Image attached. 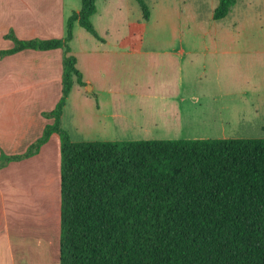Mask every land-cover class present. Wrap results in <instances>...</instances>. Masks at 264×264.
<instances>
[{"label":"rangeland","instance_id":"374dc122","mask_svg":"<svg viewBox=\"0 0 264 264\" xmlns=\"http://www.w3.org/2000/svg\"><path fill=\"white\" fill-rule=\"evenodd\" d=\"M144 1L149 19L144 18L138 0H96L92 21L99 40L114 45L125 35L129 44L159 49L182 45L194 53L193 62L189 59L183 66L181 83L175 75L169 82L174 94L182 91L185 100L156 101L150 110L146 102L141 107L136 95L121 92L112 96L110 106L120 114L105 120L101 114L110 111L104 105L105 94L97 98L85 82H75L61 119L72 140L264 137V0H237L220 20L213 18L219 0ZM80 5V0H60L59 4L54 0L49 6L50 35L41 38H64L68 17ZM13 21L10 16L0 20V50L14 46L7 38ZM96 44V37L75 25L70 54L86 75L93 72L90 57L82 51ZM47 52L60 57L51 63V78L44 80L50 84L43 86L15 82L12 76L33 70L9 55L0 58V152H26L29 140L38 138L45 122H52L43 112L52 111L62 96L66 53L63 49ZM159 79L169 81L161 75ZM131 81L130 77L125 80L121 90H133ZM94 82L101 85L96 78ZM42 90L34 104L37 117L29 119L33 121L29 126L21 124L18 109L26 106L27 97ZM9 144L12 148L3 147ZM60 218L61 144L56 133L33 156L0 160V264H60Z\"/></svg>","mask_w":264,"mask_h":264},{"label":"trees","instance_id":"16d2710c","mask_svg":"<svg viewBox=\"0 0 264 264\" xmlns=\"http://www.w3.org/2000/svg\"><path fill=\"white\" fill-rule=\"evenodd\" d=\"M145 19L150 10L138 0ZM237 0H219L225 18ZM64 38L20 39L0 50L63 49L62 96L52 119L22 154H37L54 133L61 144L60 264H264V137L74 141L62 115L75 82L71 53L79 23L99 38L96 0H80ZM101 39V38H100Z\"/></svg>","mask_w":264,"mask_h":264},{"label":"crops","instance_id":"0c3cea01","mask_svg":"<svg viewBox=\"0 0 264 264\" xmlns=\"http://www.w3.org/2000/svg\"><path fill=\"white\" fill-rule=\"evenodd\" d=\"M53 1L54 0H7L4 3L3 0H0V20L3 18L7 19V17L10 16L11 19L14 20L10 30H13L11 32H13L20 39L48 37L52 28L50 27L52 23V14L49 10V6L53 3ZM59 2L60 0H56V4H59ZM79 9L80 7L74 11H78ZM96 38L99 44L82 51L88 56V58L90 57V68L92 66L91 72L93 73L86 75L85 71H83L82 74L83 78L86 76L84 81L85 86L88 85L91 87L92 92L97 93V98H100L101 94H105V98L103 96L105 101L104 105L108 108V110H110L101 114L105 120L106 118H113L114 115L120 114L113 113L110 106L114 101L112 96L116 95L117 97L121 92L124 95H128L130 93L131 96L136 95L141 100V107L144 109L145 107L142 106V102H146V105H148L150 110L151 108L157 106L156 101L160 102L162 100L167 101L176 99L180 103V101L185 100L182 95V91H179L177 95L174 94L175 92L172 91L169 82H171L172 77L175 75L176 78L179 77L181 83V81L185 78L183 66L186 63L188 64L189 62H193L190 57L193 58L194 53H191V51L185 49L182 45L166 47L167 49H159L157 47H150L143 44H129V38L125 35L114 45L108 44L105 39L99 40L98 37ZM37 51L41 50L26 49L9 55L10 58L15 60L18 59L20 63L27 64L29 67L27 69H31V71L33 70L30 74H26L22 77L20 76L16 78L12 76V79H16L15 82L37 84L40 86L50 84V82H47L48 84H46L45 81L47 78H51V63L52 61L57 60L60 55H57L56 52ZM185 58H187L186 61H184ZM189 59L190 61L187 62ZM112 61H115V63H112ZM14 71L12 74H14ZM93 75H96V77ZM144 75H146L147 79L142 78ZM159 75L169 81H162L159 79ZM128 76L132 80L131 83L133 90H121L119 86L129 78ZM94 78L99 80L101 84L99 87L94 82ZM42 93L43 90L39 94L36 93L27 97L28 102L26 106H20L17 118L21 124L29 126L31 122H33L29 121V119L37 117L34 104L38 99L37 95H41ZM178 94L180 97H177ZM96 107L97 110L101 111L99 103H97ZM112 107L113 106H111V108ZM39 121H44L43 117H39ZM46 124L47 122L42 125L36 137L39 138L41 136L40 134H42ZM33 140L32 143L36 141ZM32 143H30L29 140L27 148ZM3 147L12 148V145L9 144Z\"/></svg>","mask_w":264,"mask_h":264}]
</instances>
